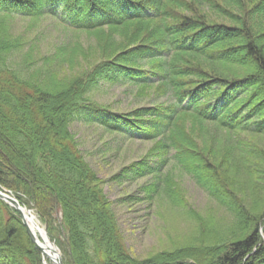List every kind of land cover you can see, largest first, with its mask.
Segmentation results:
<instances>
[{
	"label": "trees",
	"instance_id": "obj_1",
	"mask_svg": "<svg viewBox=\"0 0 264 264\" xmlns=\"http://www.w3.org/2000/svg\"><path fill=\"white\" fill-rule=\"evenodd\" d=\"M194 1L0 0V188L35 210L64 264H264V181L255 183L264 171V0H198L229 23L211 22ZM18 17L30 26L53 17L91 40L36 57L26 34L10 26ZM15 53H25L19 68ZM102 81L158 85L171 101L118 111L95 97ZM77 119L155 142L112 179L151 177L149 198L183 208L198 239L134 256L71 129ZM231 161L247 168L248 183L235 187L225 176ZM177 171L233 220L204 219ZM43 257L18 210L0 199V264H44Z\"/></svg>",
	"mask_w": 264,
	"mask_h": 264
},
{
	"label": "rangeland",
	"instance_id": "obj_2",
	"mask_svg": "<svg viewBox=\"0 0 264 264\" xmlns=\"http://www.w3.org/2000/svg\"><path fill=\"white\" fill-rule=\"evenodd\" d=\"M194 3L196 8L211 14V22H231L230 17L222 14L219 16L218 11L208 7V3L200 4L198 0ZM182 8L187 11L185 7ZM230 9L236 11L234 7ZM12 22L10 26L16 32L26 34L28 47L34 44L36 57H42L54 51L64 42L78 40L87 44L91 40L86 33L73 34L65 30L59 21L53 17L43 19L36 26H30L27 19L20 17ZM24 54H14V67L19 68L18 64L23 62ZM95 97L99 102L124 112L138 106H150L165 100L171 101L170 96L161 95L158 85L141 88L139 85L130 82L112 84L108 81H102L95 92ZM71 129L79 140L83 154L103 180L104 192L113 202L112 206L117 214L126 244L134 256L144 258L156 251L190 243L192 236L198 239L199 234L195 221L183 208L171 204L163 195L149 198L144 185L150 183L151 177L129 181L112 179L124 167L145 157L155 142L130 138L123 133L110 132L105 130L97 121L89 123L83 119H77L71 125ZM208 132L213 134L214 130ZM221 136L228 137L225 132ZM259 137L260 146L264 149V136ZM229 140L235 141L232 137H229ZM226 168L223 173L229 179H235L236 182L234 181L233 184L235 187L244 182L248 183L247 180H250L244 165L235 168L231 161L226 165ZM259 174L260 180L255 183L262 184L264 171L261 169ZM175 177L182 184L186 199H188L191 207L200 212L204 219L209 220V216H213L214 222L218 224L223 222L227 224L233 220L234 216L231 211H228L226 206H221L193 178L187 174H181L179 171ZM245 203L250 205L249 199H245ZM42 226L44 227L43 224ZM43 260H45L44 257Z\"/></svg>",
	"mask_w": 264,
	"mask_h": 264
},
{
	"label": "bare ground",
	"instance_id": "obj_3",
	"mask_svg": "<svg viewBox=\"0 0 264 264\" xmlns=\"http://www.w3.org/2000/svg\"><path fill=\"white\" fill-rule=\"evenodd\" d=\"M24 214L29 228L43 248L45 256H49L52 261L57 260L58 252L55 251L57 249L50 238L47 236L44 227L37 218V215L34 212H29L27 209L24 210ZM48 264H52V262H48Z\"/></svg>",
	"mask_w": 264,
	"mask_h": 264
},
{
	"label": "water",
	"instance_id": "obj_4",
	"mask_svg": "<svg viewBox=\"0 0 264 264\" xmlns=\"http://www.w3.org/2000/svg\"><path fill=\"white\" fill-rule=\"evenodd\" d=\"M0 198L4 199L5 201H7L8 203H10L12 206H14L21 214L23 222L27 228V231L31 237V239L33 240V242L35 243L36 247L41 250V252L44 253L43 248L41 247V245L39 244L38 240L36 239L35 235L31 232L29 225L26 221L25 218V214H24V210L26 209L25 207H23L21 205V203L19 202V200L17 198H15L14 196H12L7 189H0ZM30 212V211H29ZM45 232L47 233V229L44 228ZM48 234V233H47ZM49 237V236H48ZM50 238V237H49ZM56 249H58V247L56 246ZM58 252V259L57 260H53L55 264H63L61 255L59 250H55Z\"/></svg>",
	"mask_w": 264,
	"mask_h": 264
}]
</instances>
